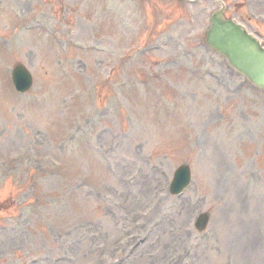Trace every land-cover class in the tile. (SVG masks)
<instances>
[{"label":"rangeland","instance_id":"obj_1","mask_svg":"<svg viewBox=\"0 0 264 264\" xmlns=\"http://www.w3.org/2000/svg\"><path fill=\"white\" fill-rule=\"evenodd\" d=\"M139 1L0 0V264H264V91L206 44L264 0Z\"/></svg>","mask_w":264,"mask_h":264},{"label":"water","instance_id":"obj_2","mask_svg":"<svg viewBox=\"0 0 264 264\" xmlns=\"http://www.w3.org/2000/svg\"><path fill=\"white\" fill-rule=\"evenodd\" d=\"M223 11H217L208 32L209 42L231 63L244 72L252 81L264 87V48L250 39L237 26L223 18ZM28 80L30 77L25 73Z\"/></svg>","mask_w":264,"mask_h":264},{"label":"bare ground","instance_id":"obj_3","mask_svg":"<svg viewBox=\"0 0 264 264\" xmlns=\"http://www.w3.org/2000/svg\"><path fill=\"white\" fill-rule=\"evenodd\" d=\"M171 264V263H170Z\"/></svg>","mask_w":264,"mask_h":264}]
</instances>
